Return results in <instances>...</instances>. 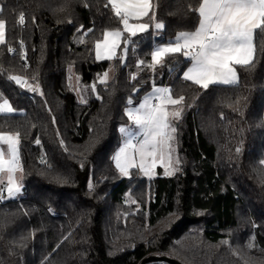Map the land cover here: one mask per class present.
<instances>
[{"label": "trees", "instance_id": "trees-1", "mask_svg": "<svg viewBox=\"0 0 264 264\" xmlns=\"http://www.w3.org/2000/svg\"><path fill=\"white\" fill-rule=\"evenodd\" d=\"M152 3L139 19L149 30L131 38L127 55L121 42L113 59L98 60L96 42L123 31L108 0H0L7 24L0 98L15 109L0 113V132L19 133L23 183L21 197L0 199V264H140L149 255L264 264V35L254 34L251 63L235 65V85L205 90L183 79L191 61L182 54L147 66L155 43L198 27L202 0ZM110 66L113 78L99 82ZM69 67L80 76L83 100ZM154 84L184 97L179 171L166 176L159 167L149 179L133 168L122 177L112 159L119 129L130 122L127 108Z\"/></svg>", "mask_w": 264, "mask_h": 264}, {"label": "snow or ice", "instance_id": "snow-or-ice-1", "mask_svg": "<svg viewBox=\"0 0 264 264\" xmlns=\"http://www.w3.org/2000/svg\"><path fill=\"white\" fill-rule=\"evenodd\" d=\"M115 16L119 18L123 26L120 29L106 31L103 38L96 42V58L98 60L113 59L116 56L117 49L121 42L125 44L124 55H127V45L133 43L132 37L138 33H146L149 30L148 23H130V20H139L149 16L151 8L150 0H108ZM105 7H108L106 4ZM4 11V6H0V14ZM199 23L194 31H182L176 35L173 40L156 46L151 51V64L149 68L155 70L156 65H163L166 57L174 54H182L191 61V66L183 73L185 81H191L207 90L210 85H235L237 83V72L234 65H248L254 56V34L259 31L264 35V0H202L197 9ZM154 18L150 17V19ZM18 23H25V15L20 13ZM6 20L0 18V44L5 42ZM164 28L162 22L155 23V29ZM127 32L129 35L124 36ZM123 58V57H122ZM144 65L145 61H139ZM108 77L104 73V79ZM10 81L16 85L24 87L26 81L19 76L9 77ZM38 87L29 86L28 91L36 92ZM160 105L153 106L149 99H145L139 108L129 109L127 115L129 118L143 130L145 139L137 148L131 139H126L122 147L112 159L115 167L123 176H129L130 169L139 168L145 176H150L156 167L157 152L161 153L159 159L164 165V174L166 176L175 175L179 171V159H174L175 148L172 147V141L175 138L176 127L172 126L169 116L176 119L181 117V111L177 110L169 113L165 107V102L172 105H179L184 100L173 99L170 95V89L157 88ZM86 102V101H83ZM131 103V101H129ZM13 107L8 101L0 104V113H12ZM121 133H125V128H120ZM0 141L8 146L11 153V159L6 161L4 155L0 152V172L8 173L7 195L16 197L22 192V185L15 179V172L19 169L18 145L20 143L19 133L15 135L10 133H0ZM40 144L39 140H36ZM132 149L133 151H129ZM241 151L240 147L236 152ZM134 152L139 153V163L137 164ZM151 157L148 162L147 158ZM261 163H264L262 161ZM2 183V181H0ZM91 187V186H90ZM2 199V192H0Z\"/></svg>", "mask_w": 264, "mask_h": 264}, {"label": "rangeland", "instance_id": "rangeland-1", "mask_svg": "<svg viewBox=\"0 0 264 264\" xmlns=\"http://www.w3.org/2000/svg\"><path fill=\"white\" fill-rule=\"evenodd\" d=\"M130 23L135 24V23H137V22H136V21H133V20H130ZM140 23H146V22H140ZM163 44H165V43H155V47H156V46H161V45H163ZM155 47H154V49H155ZM95 53H96V49H95ZM156 66H157V65H156ZM106 72H107V74H108V77H107V79L105 80V79H104V73H106ZM104 73H103L102 75L99 76V79H98L99 82H108V81H110V80L113 78L114 67H113V66H110V67H109ZM68 75H69V79H70L71 82H72L73 89L75 90V92L77 93V95H78V97H79V100H83V96H82V92H81V82H80L81 80H80V76H79L78 74L75 73L73 67H69V68H68ZM238 80H239V79H238V76H237V81H238ZM157 88H165V87H164L163 85L154 84V85L152 86V88H151L148 92H146V93L141 97L140 102H139L138 104H136V105L131 104V105L127 108V111H128L129 109H136V108H139L140 104L143 103V102L145 101V99H149L150 103H151L153 106H159L161 102H160V99L158 98V97H159V94L156 93V89H157ZM170 95H171V97H172L173 99H179V97H174L171 93H170ZM155 100H158V102L155 103ZM6 101H7V100H6ZM8 102H9V101H8ZM0 103L2 104L3 102H0ZM9 104L11 105L10 102H9ZM11 106H12V105H11ZM12 107H13V106H12ZM164 107H165V109H166L169 113L179 110V111H181V114H182L183 103L181 102V104H179V105H172V104H169V103L165 102ZM13 109H14V108H13ZM14 111H15V109H14ZM14 111H13V112H14ZM179 119H180V118H179ZM179 119H176V118H174V117H172V116H169V121H170V123L172 124V126L176 127V129H177V122H178ZM122 127L126 129V132H125V133H121V132H120V134H121V136H120V144H119V146L117 147V149H116L115 153L113 154V156H115L116 153L119 151L120 147L123 146L124 141H125L126 139H131L132 142H133V144H135L137 148L139 147V145H140V144L143 142V140L145 139V135H144L143 130L140 129L137 125H135L134 122H133L131 119H130V122H129L128 124H125V125L121 126V128H122ZM0 133H7V132H0ZM176 133H177V130H176ZM176 133H175V138H174V140L172 141V147L175 148V152L173 153V157H174V159L178 158V153H177V150H178V149H177V134H176ZM10 134H13V133H10ZM13 135H15V134H13ZM129 151H133V150H132V149H129ZM0 152L3 153V155H4V159H5L6 161H8V160L11 159V153H10L9 150H8V146H7L6 144H4L3 141H0ZM160 155H161V153L158 151V152H157V157H158V158H157V160H156V167L153 169V173H152V175H150V176H146L147 178L150 179V178H152V177L158 175V173H159V172H158V168H159V167L162 168V172H163V174H164V165H163V163L161 162V160L159 159ZM134 156H135L136 162H137V164H138V163H139V159H140V157H139V153H138V152H134ZM151 159H152L151 157H148V158H147V161L150 162ZM18 160H19V163H20V167H19V169L15 172L14 175H15V179L17 180V182L20 183V184L23 186V183H22V172H21V162H20V154H19V145H18ZM113 162H114V160H113ZM114 164H115V162H114ZM173 166L178 167V165H175V164H174ZM6 168H7V166L5 165V171L1 172V174H0V176L2 177V179H3L4 181H6V188H5L4 195L2 194V198H3L4 200H10V199H14V198H19V197H21V196L23 195V187H22V192H21V194H19L18 196H16V197H9V196L7 195V191H6V189H7V183H8V173H7V171H6ZM137 168H138V167H137ZM132 169H133V168H132ZM132 169H130V172H131ZM138 169H139V168H138ZM117 170H118V169H117ZM118 171H119V170H118ZM140 171H141L142 174H144L142 170H140ZM130 172H129V175H130ZM121 176H122V177H126V176H123V175H121Z\"/></svg>", "mask_w": 264, "mask_h": 264}, {"label": "water", "instance_id": "water-1", "mask_svg": "<svg viewBox=\"0 0 264 264\" xmlns=\"http://www.w3.org/2000/svg\"><path fill=\"white\" fill-rule=\"evenodd\" d=\"M153 260H161V261H167L170 262L172 264H184L182 263L180 260L167 256V255H149L147 257H145L140 264H146L149 261H153Z\"/></svg>", "mask_w": 264, "mask_h": 264}, {"label": "built area", "instance_id": "built-area-1", "mask_svg": "<svg viewBox=\"0 0 264 264\" xmlns=\"http://www.w3.org/2000/svg\"><path fill=\"white\" fill-rule=\"evenodd\" d=\"M22 46H23V43H22ZM17 52H18L17 49H13V53H17ZM21 56H22V59L25 61V64L28 65V59H27L26 55L24 53H22ZM165 88H168V87H165ZM157 102H158V100H155V103H157Z\"/></svg>", "mask_w": 264, "mask_h": 264}, {"label": "crops", "instance_id": "crops-1", "mask_svg": "<svg viewBox=\"0 0 264 264\" xmlns=\"http://www.w3.org/2000/svg\"><path fill=\"white\" fill-rule=\"evenodd\" d=\"M150 2H151V8H150V10H151V9H152V6H153V3H152V0H150ZM0 6H1V5H0ZM132 20H133V21H136L137 23L142 22V21H140V20H136V19H132ZM190 66H191V63L189 64L188 67H190ZM188 67H187V68H188ZM234 67H235V65H234ZM186 70H187V69H186ZM186 70H185V71H186ZM5 101H6V100L0 98V102H3V103H4ZM3 103H2V104H3ZM0 104H1V103H0ZM4 113H5V112H4Z\"/></svg>", "mask_w": 264, "mask_h": 264}]
</instances>
